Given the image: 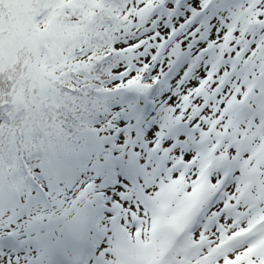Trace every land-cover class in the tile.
<instances>
[{
	"label": "snow or ice",
	"instance_id": "snow-or-ice-1",
	"mask_svg": "<svg viewBox=\"0 0 264 264\" xmlns=\"http://www.w3.org/2000/svg\"><path fill=\"white\" fill-rule=\"evenodd\" d=\"M0 264H264V0H0Z\"/></svg>",
	"mask_w": 264,
	"mask_h": 264
}]
</instances>
